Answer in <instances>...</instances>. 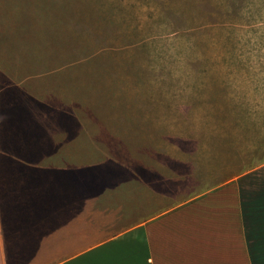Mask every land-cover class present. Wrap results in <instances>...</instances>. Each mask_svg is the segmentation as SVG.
Segmentation results:
<instances>
[{
	"label": "rangeland",
	"instance_id": "obj_1",
	"mask_svg": "<svg viewBox=\"0 0 264 264\" xmlns=\"http://www.w3.org/2000/svg\"><path fill=\"white\" fill-rule=\"evenodd\" d=\"M0 51L33 74L25 145L59 151L71 199L79 177L83 233L104 202L83 250L241 177L264 247V0H0Z\"/></svg>",
	"mask_w": 264,
	"mask_h": 264
},
{
	"label": "crops",
	"instance_id": "obj_2",
	"mask_svg": "<svg viewBox=\"0 0 264 264\" xmlns=\"http://www.w3.org/2000/svg\"><path fill=\"white\" fill-rule=\"evenodd\" d=\"M3 62L0 51V264H264L255 220L242 212V177L83 250V236L97 238L100 223L110 219L98 220L104 202L89 201L90 233H83L79 177L69 178L77 198L66 196V169H52L51 188L49 159L59 151L25 145L36 137L31 115L43 102L30 88L33 74L11 76ZM3 78H14L13 85L2 88Z\"/></svg>",
	"mask_w": 264,
	"mask_h": 264
}]
</instances>
